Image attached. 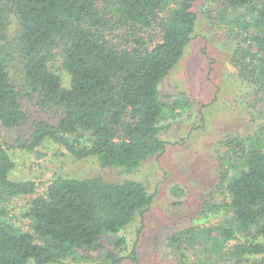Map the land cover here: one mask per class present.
Masks as SVG:
<instances>
[{
    "label": "trees",
    "instance_id": "obj_1",
    "mask_svg": "<svg viewBox=\"0 0 264 264\" xmlns=\"http://www.w3.org/2000/svg\"><path fill=\"white\" fill-rule=\"evenodd\" d=\"M197 1L0 0V125L14 129L25 121V100L58 121L37 123L23 148L35 150L49 139L75 159L97 156L104 167L130 170L161 155L166 106L160 85L192 39ZM222 6L224 24L229 9L241 17L228 29L235 43L230 63L240 79L264 90V0H223ZM223 142L228 161L242 159L221 179L234 224L198 231L223 247L236 232L251 228L229 256L241 264H264V148L260 142L247 146L240 135L229 134ZM14 167L0 142V202L37 191L36 180L11 178ZM152 200L136 179L56 174L29 201L30 231L0 222V264H78L80 250L100 248L104 235L144 217ZM196 231H178L170 241L178 250L187 238L194 245ZM125 258L106 251L97 264H122Z\"/></svg>",
    "mask_w": 264,
    "mask_h": 264
},
{
    "label": "rangeland",
    "instance_id": "obj_2",
    "mask_svg": "<svg viewBox=\"0 0 264 264\" xmlns=\"http://www.w3.org/2000/svg\"><path fill=\"white\" fill-rule=\"evenodd\" d=\"M222 4L223 0L197 1L198 19L192 39L160 85V97L166 106L165 116L160 120V137L166 142V150L148 158L137 169L104 167L97 156L75 159L49 139L35 150L21 147L30 143L37 123L58 121L57 116L40 112L33 103L24 100L28 118L14 129L0 125V142L7 146L15 161L11 178L34 179L38 187L34 194L3 198L0 222L11 221L30 231L31 220L25 216L29 201L44 192L49 179L56 174L100 175L112 182L136 179L153 195L144 217L138 215L117 234L104 235L100 248L80 250L78 264H97L104 260L106 251L126 257L122 264H241L228 251L243 241L251 228L236 232L223 247L213 239L205 240V233H201L230 220L228 224H234L227 205V182L221 179L226 169L228 175L234 173L231 163L240 164L242 159L233 157L228 161L225 137L240 135L247 146L260 142L264 148V90L259 91L240 79L230 63L235 43L228 29L241 17L239 12L229 9L225 13L226 23L221 22ZM16 22L12 18L11 31ZM63 74L68 83L69 75ZM192 228L197 230L193 240L196 244L189 242L187 237L191 235L187 234L180 250L173 246L170 241L173 234ZM213 237H217L216 232ZM120 239L124 242L118 243Z\"/></svg>",
    "mask_w": 264,
    "mask_h": 264
}]
</instances>
